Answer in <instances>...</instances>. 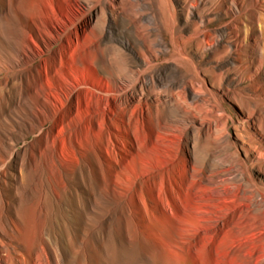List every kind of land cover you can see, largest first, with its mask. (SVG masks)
Masks as SVG:
<instances>
[{
    "label": "rangeland",
    "instance_id": "obj_1",
    "mask_svg": "<svg viewBox=\"0 0 264 264\" xmlns=\"http://www.w3.org/2000/svg\"><path fill=\"white\" fill-rule=\"evenodd\" d=\"M40 1L77 24L59 51L60 81L77 87L60 127L78 151L131 185L157 234H189L182 264H210L212 240L233 264H264V47L238 28L244 0H168L169 14L157 0H100L85 17L84 0ZM92 183L89 245L69 264H141L112 195Z\"/></svg>",
    "mask_w": 264,
    "mask_h": 264
},
{
    "label": "bare ground",
    "instance_id": "obj_2",
    "mask_svg": "<svg viewBox=\"0 0 264 264\" xmlns=\"http://www.w3.org/2000/svg\"><path fill=\"white\" fill-rule=\"evenodd\" d=\"M84 1L82 17L100 2ZM157 1L169 14L172 4ZM177 1L185 6L188 0ZM217 6L208 11L217 13ZM46 7L40 0H0V264H69L71 254L83 252L93 211L92 182L112 195L113 217L121 220L127 242L141 248V264H182L190 254L189 234L164 239L153 231L147 220L138 217L135 197L128 198L131 185L121 175L113 179L104 174L103 157L78 151L72 127H60V120L71 111L77 87L64 78L65 88L60 81L59 50L77 24L59 19L54 6ZM191 9L189 13L200 15ZM240 12L243 19L238 28H252L254 47H264V0H244ZM63 131L68 132L66 145ZM20 142L22 149H16ZM158 238L165 240L168 250L157 244ZM207 252L210 264H233L231 253L222 254L214 240Z\"/></svg>",
    "mask_w": 264,
    "mask_h": 264
}]
</instances>
